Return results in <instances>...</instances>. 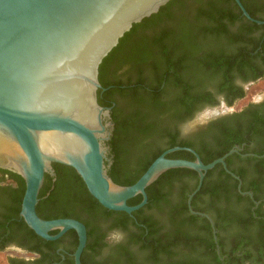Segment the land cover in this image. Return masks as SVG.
Here are the masks:
<instances>
[{
    "label": "trees",
    "instance_id": "16d2710c",
    "mask_svg": "<svg viewBox=\"0 0 264 264\" xmlns=\"http://www.w3.org/2000/svg\"><path fill=\"white\" fill-rule=\"evenodd\" d=\"M241 1L252 17L264 21V0ZM238 16H242V12L234 0H170L157 13L135 23L103 59L99 67V81L103 87L110 88L103 93L101 89L98 91V101L103 106L112 107L111 116L115 125L107 144L111 147L114 162L108 172L116 183L134 184L164 151L165 148H161L164 144L167 148L191 147L206 164L223 156L234 145L256 138L260 144L254 152L264 154V118L253 110L249 111L250 116L239 112L211 123L207 130L179 142L171 131L173 124L195 115L198 105L209 96L205 91L209 85L220 82L221 88L225 89L235 74L247 76L255 71V78L262 75L257 73L260 67L257 59L264 58V24L243 16L242 28L234 35L229 25L234 24ZM252 29L263 30V33L259 37H251L249 44L232 47V42L238 43L245 38L243 31L248 33ZM244 94L241 91L238 96ZM210 143L216 147L210 150ZM245 152L247 150L242 153ZM168 157L195 158L185 150L171 153ZM230 157L226 158L228 166ZM246 160L254 161V172L258 176L264 175V157H249ZM53 167L56 180L53 181V177L46 173L36 207L39 216L44 219L87 216L88 227L100 218L116 216L114 226L123 229H128L129 224L138 226L139 234L130 233V239L140 243L142 262L138 263L127 251L114 255L117 262L198 264L194 259L200 253L197 243L202 242V245H207L206 251H211L215 261L221 264L209 222L188 211V194L196 188L199 179L195 170L172 168L161 174L146 188L148 203L131 216L101 205L89 193L73 167L61 163H53ZM218 170L219 178L209 180V176ZM233 171L243 178L241 171ZM224 177L226 180H223ZM231 179L222 165L217 164L207 173L201 190L194 196V209L212 213L217 224L220 220H232L230 216L220 215L215 208L218 200H229L232 192L237 190L238 181L230 183L228 180ZM251 185L258 198L257 183ZM166 187L170 191L178 190L180 200L176 206H172L164 191ZM25 189V181L20 175L0 168V230L6 228L9 222V226L18 225L28 234L44 240L28 227L23 218L20 219ZM204 194L211 199L202 207L197 200ZM142 198L139 194L129 199L128 204L136 205ZM153 207L162 213L165 219L163 225L143 214L145 209ZM70 232L74 233V230ZM199 232H207V237L201 239ZM55 233V230L51 231V234ZM91 236L93 232L88 230L87 246L92 249L99 243L93 242ZM222 253H226L223 245Z\"/></svg>",
    "mask_w": 264,
    "mask_h": 264
},
{
    "label": "water",
    "instance_id": "95a60500",
    "mask_svg": "<svg viewBox=\"0 0 264 264\" xmlns=\"http://www.w3.org/2000/svg\"><path fill=\"white\" fill-rule=\"evenodd\" d=\"M169 1L0 0V168L24 179L20 217L38 236L55 240L76 230V264H82L87 244L85 224L74 218L44 219L36 209L46 173L55 180L53 163L73 167L105 208L131 216L148 203L146 188L161 174L172 168L195 170L199 179L189 194L188 207L208 218L215 234L213 219L194 210L192 199L217 164L238 179L226 163L238 147L207 164L193 148L172 147L132 185H120L109 175L106 142L115 124L112 107L98 101V91L110 88L99 81L100 64L135 23ZM234 1L248 20L264 24L251 16L241 0ZM181 149L195 158L167 156ZM139 194L140 203L128 204ZM53 230L59 232L51 234Z\"/></svg>",
    "mask_w": 264,
    "mask_h": 264
},
{
    "label": "flooded vegetation",
    "instance_id": "af4514ba",
    "mask_svg": "<svg viewBox=\"0 0 264 264\" xmlns=\"http://www.w3.org/2000/svg\"><path fill=\"white\" fill-rule=\"evenodd\" d=\"M243 16L244 15L238 16L236 22L229 25L230 31H232L234 35L238 34L239 30L242 28L241 22L243 21ZM262 33L263 30L258 29H252L248 33L243 31V35L245 36V38H243V40L239 41L238 43H235V41L232 42V47L235 48L237 46L249 44L251 37H259ZM257 51L258 50H256L255 52ZM257 62L260 66L257 69V73H262V75L258 78L254 77L256 73L254 71L252 73L249 72V75L247 76H240L238 74H235L233 80L225 89L221 88L220 82L217 84L209 85L205 89V91L208 92L209 96L205 100H203L201 104L198 105L199 110L196 111L195 115L185 121H178L171 127V131L175 133L177 141L179 142L183 139H190L194 136L195 133L207 130L211 123H214L218 120H224L230 115L239 112H244L243 115L250 116L249 111L253 110L264 118V84L262 86L261 92H257L251 95L249 92L252 85L257 83L258 81H264V58H258ZM241 91H243L245 94L244 96L239 97L238 94ZM103 92L105 91H102V93ZM205 109H208L207 113L201 115V112ZM258 144H260V142L256 138L255 140L253 139L244 141L241 145L236 144L231 148L233 149L234 147H238V152H234L228 156L231 157L230 166H228L227 164V167L238 176V179L228 173L225 170L224 166L221 164L225 172L232 177V179L228 181H231L230 183H233V180H236L238 181V184L237 190H234L232 192L233 195H231L230 199L218 200V202L215 204V208L216 210L220 211V215L223 214V216H230L229 218L232 217V220H220L217 224V220L215 216L212 215V213L210 214L206 211H199L207 213L211 216L214 221V226L217 230L215 234L213 232V227L210 220L204 216L193 214L188 207V211L190 214L198 215L201 218L207 219V221L209 222L212 230L213 241L215 243V251L219 259L221 260V264H264V175L258 176V174L254 172V161L246 160V158L249 157H264V154L258 155L254 152L255 148L258 147ZM107 146L109 148L108 158L111 167L114 162V155L111 153V147L108 144ZM166 146L167 145L164 144L161 147L165 148L163 152L170 149ZM215 147L216 145L214 143L209 144L210 150L211 148ZM244 150H247V152L242 153ZM233 154L236 155L233 156ZM233 169L241 171L243 173V178H241L240 175L233 171ZM218 172L219 170L213 172L209 176V180L215 181L216 179H218ZM55 180L53 177V181ZM223 180H226L225 177ZM253 182L257 183L259 191L258 198L255 197L254 190L252 189L253 186L251 184ZM227 184L229 185V182ZM243 186L251 188L244 189ZM164 191L167 193L169 200L173 204L170 205L176 206L180 200L178 190L175 188L170 191L166 187ZM249 193H251L252 195H250ZM210 199L211 197L207 194L201 195L197 200V204L203 207L210 202ZM143 214L145 216H151L152 220L158 225H163L165 223V219L162 216V213L158 211L156 207L145 209ZM61 218H74L81 221L85 224L87 229V244L88 230H91L93 232V236H91L90 239L93 242L97 241L99 243V246L92 249L88 248L86 244V247L81 254L82 264H123V261L117 262L118 260L114 257V255L119 252L126 251L128 253H131V255L135 257V260L138 263L142 262L143 252H141L142 250H140V243L132 242L130 239V233L139 234L140 231L137 228L138 226L129 224L128 229L114 226L116 216L100 218L99 220L93 221L89 225V227L87 216L83 218ZM6 225V228H2L0 230V252L7 251L6 264H76L75 252L79 243V237L76 230L70 229L55 240H46L41 237L45 240L44 241L34 235L28 234L25 230L20 229L18 225L11 227L9 226V222L6 223ZM167 228L168 226H166V229ZM71 230H74V233L70 232ZM55 231V234L59 232V230ZM199 233L201 234V239L207 237V232ZM75 234L78 238V242ZM215 236H217V239H215ZM197 244L200 253L198 258H195L194 260L197 261L198 264H220L215 261L213 254H211V251H206L207 245H202V242ZM222 245L223 250L226 252L225 254L222 253ZM119 247H122L123 249H118ZM247 254H250L251 256L246 257ZM258 259H260L259 263H257Z\"/></svg>",
    "mask_w": 264,
    "mask_h": 264
},
{
    "label": "rangeland",
    "instance_id": "374dc122",
    "mask_svg": "<svg viewBox=\"0 0 264 264\" xmlns=\"http://www.w3.org/2000/svg\"><path fill=\"white\" fill-rule=\"evenodd\" d=\"M263 84H264V81H258L257 83H255L254 85H252V87H251V89L249 90V92H250V95L251 94H255V93H259V92H261V89H262V86H263ZM207 111H208V109H205V110H203L202 112H201V115H203V114H205V113H207ZM200 115V116H201ZM7 251H5V252H0V264H6V257H7V253H6Z\"/></svg>",
    "mask_w": 264,
    "mask_h": 264
}]
</instances>
